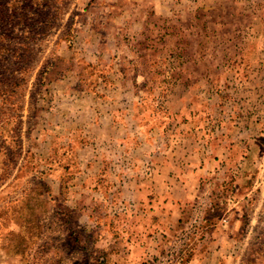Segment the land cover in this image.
<instances>
[{"label": "rangeland", "instance_id": "1", "mask_svg": "<svg viewBox=\"0 0 264 264\" xmlns=\"http://www.w3.org/2000/svg\"><path fill=\"white\" fill-rule=\"evenodd\" d=\"M109 1L0 0V264H113L110 253L121 248L115 238L129 230L154 236L142 264H188L198 249L208 264H264V0H251L260 20L243 43L219 50L216 84L178 83L174 66L155 69L139 58L131 66L137 53L128 38L105 42L126 25L103 16L99 4ZM128 71L171 81L130 83L132 96L119 102L136 110L131 120L122 116L134 139L99 147V132L87 123L100 100L83 92L103 86L101 76ZM184 103L198 114L181 118ZM203 126L232 144L246 141L239 147L246 159L229 165L214 210L209 196H194L179 222L163 228L161 212L173 208L168 202L177 208L184 194L177 180L173 191L163 187L158 158L183 164L188 146L179 145L204 134ZM145 167L152 176L136 180ZM249 189L254 201L238 210L230 199ZM145 207L157 213L145 219Z\"/></svg>", "mask_w": 264, "mask_h": 264}, {"label": "crops", "instance_id": "2", "mask_svg": "<svg viewBox=\"0 0 264 264\" xmlns=\"http://www.w3.org/2000/svg\"><path fill=\"white\" fill-rule=\"evenodd\" d=\"M99 5L105 18L108 20L121 19L126 24L124 27L115 28L112 33L108 34L105 40L107 45H111L112 42L117 44L116 41L128 38V43L132 47L130 51L133 50L135 54L137 53V59L130 61L131 66L137 67L138 58L142 60H139V63L148 60L147 65L155 69L163 70L174 66L177 71L181 72L178 78H174L178 83L188 81L192 84H216L218 67L224 65L219 62V50L237 48L243 43L244 33L247 29L251 30L252 28L253 30L254 28L251 26L260 20L259 14L251 5V0H111L106 4ZM215 21H219V23ZM119 50L122 51L123 47H119ZM191 51L195 53L194 57L186 58V53ZM143 52L145 55L142 54ZM117 65L125 67L122 63H115L114 66L117 67ZM207 69L210 70L208 76L204 74ZM116 75L101 76L99 81L103 86L99 85L96 92L93 90L83 92V95L96 96L100 100L93 108L90 107L94 116L89 118L87 123L89 130H98L100 139L97 145L99 147L102 145L105 147L119 146L121 148L122 145L127 147L134 139L129 133L133 129L132 123L123 122L122 116H129L128 118L132 119L136 110L132 112L131 107L121 108L119 102L123 95L132 96L133 92L130 89L129 92L126 91L131 87L130 83L154 82L155 80L167 83L171 81L168 75L156 78L158 73L145 76L137 72L131 75L128 71ZM122 83H129V87L124 86V90H122ZM168 112L169 114L173 113L172 110H168ZM198 112L196 106L184 103L179 107L177 114L184 119L185 115L192 117L196 116ZM184 124L186 127H190L189 123ZM203 127L206 130L205 133L193 139L191 142L193 144L179 145L181 148L188 146V149L183 150L185 151L183 164L175 167L174 163L170 167L171 164L166 160L164 154L161 156L162 158H158V163H160L158 170L167 175V181H163V187L173 191L171 179H174L178 181L184 194L181 202H177V208L173 202H168L173 208H167L161 212L159 224L163 228L174 226L179 222L186 201L194 196H200V200L203 196H209L210 207L214 210L217 207L216 202H213L214 197L217 196L219 184L229 178V165L246 159V154L242 148H239L242 145L246 146V141L232 144L226 136L213 132L212 127L209 129ZM111 129L116 133L107 137L106 135ZM190 129L194 130V128ZM123 130L128 131L124 134L125 137L122 136ZM197 131H200L198 126H196ZM147 133L151 134L152 131H147ZM166 150L167 157H170L171 151L167 147ZM146 163L151 165L155 162L151 160L144 162L145 165ZM147 169L145 167L144 170L137 171L136 180H147L148 177H151L153 171H146ZM149 169L151 170V168ZM246 191L240 195H233V199H230L234 205H238V210H249L248 204L254 201L250 198L252 190ZM134 192L133 190L132 193L135 194ZM154 210L145 207L143 218L153 217L157 213ZM157 211L159 213L160 210ZM142 229L145 230V233L147 232L145 225L140 228L141 231ZM149 233H140L139 235L138 231L129 230L126 233V238L122 237L119 240L115 238V241L121 242V248L113 250L110 255L114 256L119 264H142L154 246V236ZM209 234L216 236L211 232ZM228 237L230 238L231 235ZM108 249L111 248L106 247L105 251ZM114 258L113 264H116ZM206 258V253L198 249L195 250L188 264H208Z\"/></svg>", "mask_w": 264, "mask_h": 264}]
</instances>
